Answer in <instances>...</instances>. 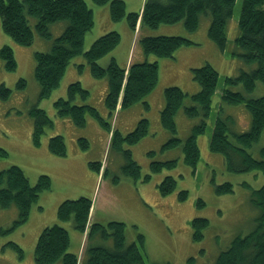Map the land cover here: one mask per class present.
<instances>
[{
  "label": "rangeland",
  "instance_id": "rangeland-1",
  "mask_svg": "<svg viewBox=\"0 0 264 264\" xmlns=\"http://www.w3.org/2000/svg\"><path fill=\"white\" fill-rule=\"evenodd\" d=\"M86 1L94 11L95 28L86 36L85 51L109 31L121 34L122 40L118 49L122 56L126 48H129L131 41L129 33H136L138 40L135 61H139L140 51L143 49L140 46L142 37H139V33L140 36H148L146 34L149 33L150 36L158 34L185 36L193 44L177 49L172 58L161 59L153 54L148 56L151 62L158 61L159 67L160 79L153 94H148L142 102L137 103L138 107L124 108L121 115L119 111L110 114L104 103L107 95L105 85H108V81L94 80L83 56H77L70 64L60 87L55 89L52 96L39 100L40 84L34 73L37 64L35 53L50 51L53 39L41 35L36 29L37 19L30 16L34 41L30 46L18 44L5 34L0 19V49L4 45H10L18 63L17 69L9 72L0 56V84L4 83L12 89L9 100L0 99V148L8 151V156H0V170L18 165L26 172L32 184L36 183L41 175H49L53 181L52 189L42 193L24 224L14 227L20 217L17 206L13 205L6 209L0 206V264H37L34 252L40 233L55 223L66 225L72 235V251L78 246L80 258L86 246L113 247L112 239L104 240L100 236L87 239V235H81L70 222L58 220L57 211L61 202L82 196L94 201L91 217L93 222L126 223L127 244L138 242L140 233L144 235L145 246L141 247V252L144 254L146 264L152 262L189 264L191 258H195L194 264H216L219 254L226 250L237 235H246L254 229L258 209L251 203V191L264 185V172L232 171L224 154L210 151V139L220 112L222 117L231 120L233 133H243L251 121L250 112L244 103L228 104L223 101L224 89L231 87L233 91L242 93L247 99L264 96V83L261 81L257 82L252 92H247L242 83L237 85L226 83L227 78L237 77L241 71L251 72L259 66L256 62L246 63L235 54L241 52V49L237 50L234 41L239 33L238 22L243 0H237L235 5L234 15L227 27L228 45L224 51L209 38V17L206 14L201 17V26L195 32L187 31L182 22L162 23L157 28L140 24L139 30L134 32L127 18L118 22L112 20L109 5L100 6L94 4L92 0ZM124 1L127 3L128 14L138 13L148 0ZM66 26L65 20L52 23L50 28L53 37L60 36ZM104 59L102 58L101 62ZM207 63L217 70L220 78L218 89L213 96L212 111L207 119L206 132L196 139L201 155L194 171L193 167L185 163L182 145L173 149L164 148L167 140L174 136L165 130L160 122L163 108L159 107L157 97L159 91L164 92V88L170 86H178L190 96L197 94L201 87L193 77V69L203 67ZM77 64H83V69ZM22 78L26 80L27 87L19 90L17 83ZM77 81L82 82L83 87L89 90L91 95L86 102L77 98L74 104L94 106L120 135H127L137 126L138 121L147 118L150 121V130L146 138L129 145L127 141L121 142L118 136L113 138V135H109V130L101 120L92 114L88 115L84 127L76 126L70 118L57 116L54 103L58 98H66L69 85ZM148 101L151 102V108L146 109L145 102ZM193 104V100L187 97L185 106ZM36 106L44 109L54 122L52 128L46 129L40 146H35L33 138L35 121L31 112ZM184 107L176 116L178 138L182 140L188 138L191 129L200 122L197 117L186 114ZM140 108L143 113L138 115L137 111H140ZM135 112L138 120L133 124L131 118ZM57 134L65 137L68 148L66 157H57L48 149L50 137ZM81 138L87 140L88 149L83 147ZM121 148L131 150L134 160L142 167L143 180L135 181L125 174L123 166L127 162V157ZM262 149L264 133L249 151L254 157L262 158ZM173 159L178 161L176 169L151 172V162ZM233 162H240L236 155H233ZM99 164L102 165L101 170H97ZM147 174H151L152 178L145 182ZM168 175L176 179L177 189L169 196H163L158 185ZM225 182L234 185V192L218 194L216 186ZM245 183L249 186H245ZM182 191L188 192L187 200L179 198ZM194 218L209 220L202 241L194 240L192 226ZM11 242L23 249V257H20L19 252L11 246Z\"/></svg>",
  "mask_w": 264,
  "mask_h": 264
},
{
  "label": "trees",
  "instance_id": "trees-1",
  "mask_svg": "<svg viewBox=\"0 0 264 264\" xmlns=\"http://www.w3.org/2000/svg\"><path fill=\"white\" fill-rule=\"evenodd\" d=\"M100 6L109 5L110 15L114 22L127 18L129 25L137 31L139 21L142 26L157 28L165 24L184 23L187 31L195 32L201 26V17H209L208 35L210 40L216 43L224 51L228 45L227 27L235 12L237 0H148L142 10L138 13L127 14V3L124 0H92ZM242 11L238 22V36L235 38L237 50L246 63L256 62L259 66L251 72L241 71L237 77L226 79L227 85L243 84L247 92L256 88L258 81L264 83V0H243ZM37 19L36 29L48 39H53L50 51L35 53V78L40 84L39 100H45L52 96L55 89L59 88L67 69L77 56H83L89 65L91 75L95 80H107V95L104 103L110 114L117 111L120 101L122 108L142 102L143 99L155 90L159 82L158 61H150V55L161 59L174 57V52L191 45L193 42L179 35H148L140 36L142 46L148 60L141 63H131L129 70L119 65L117 59L112 55L118 49L122 40L119 32L109 31L100 36L85 51L84 44L86 36L95 28V16L93 9L86 0H0V19L2 29L13 41L24 46H30L34 41V31L31 28L29 17ZM67 21L66 29L60 36L53 37L50 25L52 23ZM0 56L9 72L18 67L15 60V52L9 45L0 49ZM109 59L108 64L101 59ZM104 63V64H103ZM83 69V64H77ZM106 65V66H105ZM193 77L199 83L201 90L192 96L178 86L164 88L165 106L161 110L160 122L163 128L174 136L167 140L165 149L183 146L185 163L196 171L200 160V151L196 139L204 135L208 126L207 119L212 111L213 96L218 89L219 73L207 63L203 67L193 69ZM18 89L27 87L26 80L21 79ZM68 96L58 98L55 105L57 116L70 118L76 126L84 127L87 124L89 114L101 120V123L112 132L113 138L119 137L120 141L134 145L145 139L149 134L150 121L143 118L138 121L137 126L127 135H120L114 131L98 110L87 104H74L80 98L86 102L91 95L85 89L82 82L77 81L69 85ZM12 94L4 83L0 84V98L9 100ZM187 97L194 104L185 106ZM223 101L228 104H242L250 112V125L243 133H233L231 120L220 115L216 118L213 134L210 139V151L224 154L229 163V169L237 172L262 171L264 172V149L262 158L254 157L249 149L257 143L264 133V96L261 98L247 99L242 93L233 91L226 87L222 94ZM146 109L149 103L145 102ZM185 106V107H184ZM184 107L186 114L197 117L199 124L191 129V133L185 140L178 138L177 113ZM34 117V144L40 146L42 136L47 128L54 126L53 119L47 112L34 107L31 112ZM233 136H232V134ZM83 147L88 149L85 138L80 139ZM48 149L55 155L66 157L68 148L65 137L61 134L50 137ZM127 157L124 164V172L135 181L143 180L142 167L134 160L129 149L121 148ZM233 155L240 162H233ZM0 156H8V151L0 148ZM94 163H91V165ZM151 172L157 173L163 170H173L178 167L176 159L168 161L151 162ZM99 164L97 170H101ZM151 174H147L144 181L151 180ZM177 181L168 175L158 185L161 195L169 196L177 189ZM245 186H249L245 183ZM53 181L48 175H41L36 183L32 184L26 172L18 166H11L0 170V206L4 209L13 205L18 207L19 219L14 227L28 221L34 205L38 203L43 192L51 190ZM234 185L225 182L216 186L218 194L233 193ZM182 200H187L188 192L182 191L179 195ZM93 203L87 196L61 202L57 214L60 222H70L73 227L81 233L86 234L87 239L100 236L112 239L113 247L95 245L86 246L82 258L72 251V239L68 228L58 223L52 224L42 230L35 246L34 259L37 264H146L141 247L145 246V237L138 235V242L127 244L126 223L111 221L107 224L93 222ZM251 203L258 209L254 229L246 235H237L225 251L221 252L216 259V264H264V185L251 191ZM209 225L207 218H194L192 226L194 240L202 241L204 230ZM11 246L23 257V249L14 242ZM195 258L189 259V264H194ZM151 264H170L169 262H152Z\"/></svg>",
  "mask_w": 264,
  "mask_h": 264
},
{
  "label": "crops",
  "instance_id": "crops-1",
  "mask_svg": "<svg viewBox=\"0 0 264 264\" xmlns=\"http://www.w3.org/2000/svg\"><path fill=\"white\" fill-rule=\"evenodd\" d=\"M107 7V6H106ZM102 10H105V9H102ZM110 17V16H109ZM139 27H140V21H139V23H138V28H137V31L139 30ZM121 29H122V27H121ZM136 31V32H137ZM141 32V31H140ZM151 33H149V34H146V35H150ZM129 35L131 36V41H130V44H129V48H126V51H125V53H124V56H122L121 55V51H120V49H116L114 52H113V56L117 59V61H118V63L119 64H121V66L123 67V68H125V69H127V71L129 70L128 68L130 67V65H131V63H133V62H138V63H141V62H143V61H145V60H148V57L145 55V53H144V51H143V49H141V51H140V55H139V57H140V59H139V61H135L136 59L134 58V56H135V51H136V43H137V40H138V36L136 35V33H129ZM129 35H128V37H129ZM159 35V34H158ZM139 37H140V33H139ZM105 63L107 62H109V59L107 58L106 59V61H104ZM104 64V63H103ZM93 79V78H92ZM95 80V79H94ZM104 82H106V81H104ZM98 83V82H97ZM105 90L107 91V85H105ZM107 93V92H106ZM153 94V93H152ZM158 94H159V96L157 97V100H158V104H159V107L162 109L164 106H165V100H164V92L162 91V92H158ZM148 103H149V107L151 108V102L150 101H148ZM132 107H138V104H136V105H134V106H132ZM124 108H122V102L120 101V103H119V105H118V108H117V110L119 111V113H120V115L122 114L121 112H122V110H123ZM132 109V108H131ZM141 110L140 111H137L138 112V115L141 113H143L142 112V108H140ZM108 112V111H107ZM138 120V116H137V113L135 112L134 113V115H133V117L131 118V123H135L136 124V121ZM112 135V132H110L109 131V135ZM146 138V137H145ZM144 140V139H143ZM67 156H68V154H67ZM109 189H107V191H108ZM93 209L94 208H92V215H93ZM91 221H93L92 220V218H91ZM74 235H76V234H74ZM71 239H72V235H71ZM81 248V247H80ZM73 250L76 252V253H78L79 252V250L80 249H78V246L76 247V248H73Z\"/></svg>",
  "mask_w": 264,
  "mask_h": 264
},
{
  "label": "flooded vegetation",
  "instance_id": "flooded-vegetation-1",
  "mask_svg": "<svg viewBox=\"0 0 264 264\" xmlns=\"http://www.w3.org/2000/svg\"><path fill=\"white\" fill-rule=\"evenodd\" d=\"M0 99H2V98H0ZM3 100V99H2ZM5 101V100H4Z\"/></svg>",
  "mask_w": 264,
  "mask_h": 264
}]
</instances>
